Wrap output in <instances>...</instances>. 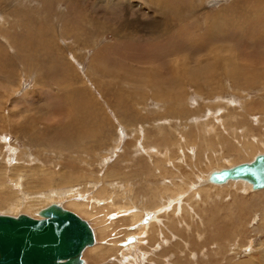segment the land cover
Instances as JSON below:
<instances>
[{"label": "rangeland", "instance_id": "374dc122", "mask_svg": "<svg viewBox=\"0 0 264 264\" xmlns=\"http://www.w3.org/2000/svg\"><path fill=\"white\" fill-rule=\"evenodd\" d=\"M226 1L0 0V113L5 119L4 125L0 122V187L5 184L0 192V214L16 216L51 202L68 203V209L76 211L94 228L97 245L103 248L108 245L109 253L103 259L86 250L85 264H128L129 256L134 258L133 264H159L157 258L165 256L167 262L163 264H179L178 260L181 264H264L261 257L264 232L253 231L260 228L264 188L251 192L236 185V190L241 191L237 193L235 188L224 187L225 193L221 197L213 194L212 199H207L210 191L198 188L202 198H206L204 202L198 192L190 195L194 189L191 186L187 200L186 192L175 185L176 178L184 179L180 172L188 170L187 167L192 171L189 178L192 185L200 177L198 168L200 172L230 167L264 153V98L256 97L257 92L264 93V78L256 75L264 77V30H242V7L225 6ZM219 41H228L233 46H224ZM175 56L183 58L175 61ZM192 64L199 72L191 69ZM29 70L31 75L26 74ZM259 81L261 84L255 85ZM239 90L252 98L245 102L244 111L245 97L229 104L227 99L231 98L224 97L232 92L238 96ZM25 91L30 99H19ZM155 96L163 99L162 110L158 105L155 107L158 111L152 109L157 102ZM194 109L201 110L203 121H199L198 114L197 124L183 129L184 121L188 125ZM18 112L23 115L12 116ZM253 114L261 117V121L256 120L260 123H254ZM220 116L225 127L218 123ZM165 118L171 119L167 125ZM157 119L163 120V129H168H164L163 139L153 125ZM235 123L239 125L237 134ZM210 125H215L219 132L213 134L215 131L208 129ZM196 126L202 129L199 134L203 137L191 144L192 165L186 162L184 165L183 151L179 154L173 145L178 135L174 129L178 127L181 133L193 135ZM211 134L212 143H205ZM231 134L237 139H229ZM144 136L148 137L142 141ZM250 139H261L260 148L242 154L240 145ZM155 142L163 147L158 149ZM164 144L170 150L167 156ZM11 149L16 152L8 151ZM19 155L23 158L28 155L29 161L37 160L28 162ZM209 157L215 162L201 169L199 160L209 161ZM170 158L179 160L173 162ZM171 183L174 186H168ZM229 190L234 191L230 197ZM163 192L172 196L164 198V208L177 204L180 216L178 208L186 205L187 209L189 205L192 212L185 209L181 216L189 212L193 217L184 222L181 218L169 222L167 227L179 221L181 225L168 229L170 236L164 237L170 240L154 249L141 235L154 233L156 223L151 224L148 232L142 230L140 236H135L138 241L133 247L139 248L137 253L123 251L118 245L119 259H115L117 253L110 246L118 244L114 241L116 233L130 223L120 227L115 223L102 232L105 222L100 219L106 218L105 209L94 211L97 216L94 212L87 216L69 206L71 200L92 208L120 193V199L118 196L114 202H122V207H130L133 212L141 206L139 199L144 201L146 197L153 205L155 196ZM127 219L133 224L137 218ZM226 224L228 229L223 235L234 233L229 239L219 234ZM217 233L218 243L214 240ZM249 250L253 252L247 254ZM248 256H253V260H247Z\"/></svg>", "mask_w": 264, "mask_h": 264}, {"label": "bare ground", "instance_id": "6f19581e", "mask_svg": "<svg viewBox=\"0 0 264 264\" xmlns=\"http://www.w3.org/2000/svg\"><path fill=\"white\" fill-rule=\"evenodd\" d=\"M37 1V0H36ZM106 1H108V0H106ZM104 4V3H103ZM65 10V9H64ZM61 15V14H60ZM63 15V14H62ZM62 17V16H61ZM65 18V17H64ZM89 20H90V18H89ZM119 29H121V28H119ZM113 30V29H112ZM113 32V31H112ZM124 33V32H123ZM122 33V34H123ZM115 34V33H114ZM129 37V36H128ZM66 38V37H65ZM5 39V38H4ZM65 40V39H64ZM198 42V41H197ZM106 45V44H105ZM8 47H9V45H8ZM128 47V46H127ZM10 49V48H9ZM95 49V48H94ZM215 49V48H214ZM100 50V49H99ZM221 51V50H220ZM68 52V51H67ZM183 54V53H182ZM181 54V55H182ZM194 54V53H193ZM198 53H196V55H197ZM185 55H186V53H185ZM95 56V55H94ZM187 56V55H186ZM193 56V55H192ZM201 56V55H200ZM139 57V56H138ZM183 57H176L175 56V58H173L175 61H177L178 59H182ZM219 58V57H218ZM193 59H194V57H193ZM180 60H178V61H180ZM236 61H238V59L236 58L235 59ZM202 61V60H201ZM200 62V61H199ZM193 63V62H192ZM202 63V62H201ZM188 64V63H187ZM182 65V64H181ZM203 65V63L201 64V66ZM145 66V65H144ZM144 66H142L143 68H144ZM185 66V65H184ZM201 66H200V68H201ZM226 66H227V68L229 69V64H226ZM256 66V65H255ZM34 67V66H33ZM135 68V67H134ZM138 68V67H137ZM160 68V67H159ZM254 68V67H253ZM27 69V68H26ZM35 69V68H34ZM139 69V68H138ZM191 69H193V70H197L198 69V72H199V68L197 67H194L193 66V64H192V67H191ZM202 69H204V68H202ZM37 70V69H36ZM147 70V69H146ZM133 71H134V69H133ZM150 71H152V70H150ZM162 71V70H161ZM173 71H175V70H173ZM223 71V70H222ZM264 71V70H263ZM28 72V71H27ZM29 72H30V70H29ZM197 72V71H196ZM173 73V72H172ZM26 74H28V75H31V72L30 73H26ZM170 74V73H169ZM190 74V73H189ZM141 75V74H140ZM192 75H194V74H192ZM258 77H259V79L260 78H264V77H261L260 75H258V74H256ZM153 76V75H152ZM164 77V76H163ZM220 77H222V76H220ZM178 78V77H177ZM189 78V77H188ZM194 78H196V77H194ZM228 78V77H227ZM160 80V79H159ZM170 82V81H169ZM261 82L262 81H259L258 83H256L255 85H260L261 84ZM264 82V81H263ZM37 83V82H36ZM194 83V82H193ZM214 83V82H213ZM212 83V84H213ZM169 84V83H168ZM173 84V83H172ZM38 85V84H37ZM194 85V84H193ZM222 88V87H221ZM263 90H264V88H263ZM194 91V90H193ZM213 91V90H212ZM234 91V90H233ZM224 92V91H223ZM230 92V91H229ZM46 93H49V94H52V92H49V91H46ZM225 93V92H224ZM231 93V92H230ZM199 94V93H198ZM217 95H219V94H221V92L220 93H216ZM238 96L236 95V93L235 92H232V94H231V96L230 95H225L224 97H226V96H228V97H230L231 99H227L228 100V103L227 104H229L230 102H237V100L240 98V97H245V100L242 102V100H241V102L243 103V111L244 110H246V104H247V102H248V100L250 99V100H252V98L251 97H249L248 96V94H246V92L244 91H240L239 90V92H238ZM54 95V94H53ZM172 95V94H171ZM174 95V94H173ZM234 96V97H233ZM143 97V96H142ZM257 98L258 97H262V98H264V93H263V91L262 92H257V96H256ZM210 98V97H209ZM16 99V98H15ZM19 99H30V94L27 92V91H25L24 92V94H23V96L22 97H19ZM155 99H156V96H155ZM157 100V102H156V104H154V106L152 107V109H154V110H157L158 108H161V110H162V107H163V105H164V101H162L163 99H161V100H159V99H156ZM180 100V99H179ZM16 101V100H15ZM22 101H24V100H22ZM255 101V100H254ZM149 102V101H148ZM178 102V101H177ZM207 102H208V100H207ZM218 102H220V103H222L221 102V99H219L218 100ZM245 102H246V104H245ZM173 103V102H172ZM210 103V102H209ZM209 103H208V106H209ZM240 103V102H239ZM169 104V103H168ZM238 104V103H237ZM142 105V104H141ZM159 106L157 109L155 108L156 106ZM187 105H189V104H187ZM222 105L223 106H225V107H227L226 105H224V103H222ZM221 105V106H222ZM170 106V105H169ZM190 106V105H189ZM195 106V105H194ZM214 106V105H213ZM212 106V107H213ZM220 106V107H221ZM238 106V105H237ZM240 106V105H239ZM142 107V106H141ZM167 107V106H166ZM205 107V106H204ZM229 107V106H228ZM232 107V106H231ZM233 107H235V106H233ZM178 108V107H177ZM191 108V107H190ZM186 109V108H185ZM198 109V108H197ZM197 109H194V113H192L191 112V116L189 117L190 119L188 120V125L186 124L187 122L186 121H184V124H183V126L181 125V124H178V125H181L182 126V128L183 129H189V127L190 126H192V127H194V125L193 124H197L196 123V121L198 120V119H196L195 118V116L196 115H198V114H200V112H201V110L199 111V110H197ZM216 109V111H218V113L220 112V109H217V108H215ZM240 109V108H239ZM159 110V109H158ZM157 110V111H158ZM169 109H167V111H168ZM177 110V109H176ZM184 110V109H183ZM208 110V109H207ZM209 110H213L212 108H209ZM249 110V109H248ZM222 111V110H221ZM185 113V112H184ZM187 113H189V112H187ZM208 113V112H207ZM218 113H216V114H218ZM167 114V113H166ZM177 114V113H176ZM209 114V113H208ZM216 114L214 115V118L215 119H218V117L216 116ZM219 114H221V113H219ZM218 114V115H219ZM226 114V113H225ZM255 114V113H254ZM253 114V115H254ZM23 114L21 113V112H18V113H13V117H20V116H22ZM46 115H48V114H46ZM159 115V114H158ZM163 115V114H162ZM168 115V114H167ZM201 115V117L199 118V121L201 122V121H203V118H202V114H200ZM154 116V115H153ZM152 116V117H153ZM170 116V115H169ZM235 116V115H234ZM161 117V116H160ZM167 117V116H166ZM260 117V116H259ZM26 118V117H25ZM24 118V119H25ZM45 118V117H44ZM179 118V117H178ZM185 118V117H184ZM252 118H255L254 119V123H257V122H259L260 123V121H261V117L260 118H258L256 115H254V117H252ZM7 119V118H6ZM16 119V118H15ZM53 119H54V117H53ZM214 119V120H215ZM251 119V118H250ZM260 119V121H256V120H259ZM5 119H4V117H3V115H2V113H0V122L2 123V125H4L3 124V121H4ZM49 120H50V118H49ZM163 120H165L166 122H165V124L166 123H168L169 124V122H171V121H169V120H171L170 118H165V119H163ZM163 120H161V121H159L158 119L155 121V124H153L155 127H156V129L158 128V132H159V137H161V139H163V137L161 136V135H163V132H165V130L164 129H166V128H164L163 129V126H164V124H163ZM193 122H192V121ZM196 120V121H195ZM235 120V119H234ZM233 120V121H234ZM53 121V120H52ZM179 120L177 119V121H176V123L178 122ZM216 121V120H215ZM219 121V120H218ZM217 121V122H218ZM223 121H224V118H223V116H220V121L218 122V123H220L221 124V126H223V127H225V125H224V123H223ZM17 122H18V118H17ZM125 122V121H124ZM181 123V122H180ZM204 124H206L207 125V123L206 122H204ZM258 124V123H257ZM126 125V124H125ZM167 125V124H166ZM187 125V126H186ZM231 125V124H230ZM234 125V124H233ZM244 125V124H243ZM242 126V125H241ZM244 126H246V125H244ZM129 127V126H128ZM154 127V128H155ZM191 127V128H192ZM148 128V127H147ZM171 128V127H170ZM169 128V129H170ZM178 127H176L174 130H175V132H176V139L173 141V145L175 146V147H177L176 149H178V152H179V154H181L182 153V151H183V154L184 155H182V158L184 159V161H181L182 163H184V162H186V163H189V164H191L192 165V163H190L191 162V158H193V157H191V154H193V152H192V146L193 145H191L193 142H197V140L198 141H200V139L202 140V134H201V136H200V131H202V129L200 128V129H197V126L194 128V134L193 135H189V134H184V133H181V131L180 130H178V129H180V128H178ZM191 128H190V130H191ZM222 128V127H221ZM237 128H239V125H238V127H237V125H236V123H235V133H236V131H237ZM241 128H243V127H241ZM245 128V127H244ZM182 129V130H183ZM211 132H213V131H215L213 134H215V133H218L219 132V129H216V126L215 125H210L209 126V128H208ZM207 129V130H208ZM166 130H168V129H166ZM232 131V130H231ZM242 131V130H241ZM243 131H244V129H243ZM247 131V130H246ZM187 132V131H186ZM191 132V131H190ZM207 132V131H206ZM205 132V133H206ZM227 132H228V130H227ZM166 133V132H165ZM167 133H168V131H167ZM243 133V132H242ZM132 134V133H131ZM237 134V133H236ZM241 134V133H240ZM244 134L246 135L247 133H245L244 132ZM252 135V134H251ZM153 136H155V135H153ZM235 136V134H231V135H229L228 137H229V139H231L232 141H234V139H233V137ZM134 137V136H133ZM148 136H144V140H142V141H145V139L147 138ZM174 137V136H173ZM209 137V136H208ZM212 134L210 135V139H205L204 141H205V143H207V142H211L212 141ZM153 138H155V137H153ZM240 138H241V136H240ZM242 138H243V136H242ZM240 139V140H244V139ZM260 138V137H259ZM173 139V138H172ZM237 139V138H236ZM235 139V140H236ZM247 139V138H246ZM264 139V138H263ZM260 140L261 139H258V140H249V141H247V142H243L244 144H243V146L242 145H240V144H237V145H240V147H242V149H240V152H242V154H245V153H248V152H250V151H253V150H255V149H259L260 148V144L261 143H259L260 142ZM141 141V142H142ZM172 141V140H171ZM214 141V140H213ZM140 142V143H141ZM165 143V142H164ZM185 143V145L183 146V144ZM212 143V142H211ZM231 143H233V142H231ZM234 143H236V142H234ZM172 144V143H171ZM154 145L158 148V149H160V147L162 148L163 146H159L158 144H156V142L154 143ZM194 145H196V144H194ZM211 145H213V144H211ZM221 145V144H220ZM149 147V146H148ZM197 147V146H196ZM216 147V146H215ZM235 147H236V145H235ZM239 147V146H238ZM237 147V148H238ZM239 147V148H240ZM15 148V147H14ZM145 148H147V147H145ZM164 148L166 149V150H168L167 149V146H166V144H164ZM195 148V147H194ZM207 148H210V146H208ZM10 149V148H9ZM149 149H151V148H149ZM148 149V150H149ZM198 149H199V147H198ZM201 149V148H200ZM200 149H199V151H200ZM211 149V148H210ZM152 150V149H151ZM244 150H247V152H245ZM8 151H11V152H16V151H14V150H8ZM194 151H195V149H194ZM226 151V150H225ZM160 152V151H159ZM167 152V151H166ZM143 153V152H142ZM155 153V152H154ZM170 153V150H168V152L167 153H165V155L164 156H167L168 154ZM206 153V152H205ZM208 153V152H207ZM223 153V152H222ZM226 153V152H225ZM138 154V153H137ZM156 154H158V153H156ZM178 154V153H177ZM176 154V155H177ZM178 154V155H179ZM209 156H211V154L212 153H210V151H209ZM224 154V153H223ZM258 154H264V153H258ZM258 154H252L251 153V155H253L252 156V158L249 160V161H245V162H241V163H248V162H250V161H252ZM23 155H25V154H23ZM155 155V154H154ZM248 155V154H247ZM20 156V155H19ZM149 156V155H148ZM156 156V155H155ZM158 156V155H157ZM156 156V157H157ZM250 157V156H249ZM19 158H22L23 160H27L28 162H34L35 160H37V158L33 161V160H31V161H29V158H31V157H28V155H26V156H24V158H23V156L21 155ZM210 159H209V161L206 159V161H200L199 160V167L202 169L203 168V166H205V165H207V166H205V168H207V167H209V165H210V163H214L215 162V160H214V158L213 157H209ZM174 160L173 162H175V160H179V159H175V158H170V160ZM196 159V158H195ZM152 160V159H151ZM39 161V160H38ZM154 161V160H153ZM234 161V160H233ZM14 162V161H13ZM179 162V161H178ZM1 163V162H0ZM177 163V162H176ZM219 163V162H218ZM241 163H237V164H234L233 166H235V165H238V164H241ZM153 164V163H152ZM160 163H157V165L158 166H160L159 165ZM189 164H187V165H189ZM197 164V163H196ZM1 165V164H0ZM184 165H185V163H184ZM4 166V165H3ZM39 166V165H38ZM190 166V165H189ZM194 166V165H193ZM193 166H191L192 167V169L191 170H193ZM233 166H230V167H228L227 165L225 166V167H221V168H216V169H211V170H208V171H206V169L205 170H201L200 172H198L199 171V168H198V171H197V173H200L199 175H200V177L198 178V180L196 181L195 179H194V181H196L195 183H193L192 185H191V183L192 182H190L191 180L189 179L190 177H191V172L189 171V169L190 168H188L187 167V169L188 170H185L184 172H180V177H183L184 179H182V178H176L177 180H178V183H177V180L176 179H172L173 181H176V183L177 184H175L181 191H183V192H186L184 195H187L188 194V190H189V187L191 186V188H194L193 190H192V194H190V195H195V193L194 192H198L199 194H198V196H201V198H202V196H203V194H202V192L201 191H199L198 190V188H203V189H205V190H207V191H210V196H207V195H205L204 194V197L205 196H207V199H212L213 198V194H215L216 196H220L221 197V195L223 194V193H225V190H223L224 189V187H232V189H234L235 188V190H236V188H238V187H236V185H240L242 188H244V189H247L248 191H261L263 188H264V186L262 187V188H253V186H252V183L250 182V180H247V179H245V178H235V179H228V180H226V181H224V182H215L212 178H211V174L213 173V172H217V171H219V170H221V169H226V168H231V167H233ZM154 167V166H153ZM156 167V166H155ZM177 167H178V165H177ZM195 167V166H194ZM1 168V167H0ZM196 168H197V166H196ZM159 169V168H158ZM158 169H156V171L158 170ZM31 170H33V169H31ZM155 170V169H154ZM162 170V169H161ZM182 173V174H181ZM196 175V174H195ZM162 184H163V182H162ZM225 184V185H224ZM155 185V184H154ZM165 185V184H164ZM174 186V184H168V186ZM4 186H5V184H2L1 185V187H0V192H1V190L4 188ZM233 186H235V187H233ZM219 187H223L222 189L221 188H219ZM241 188V189H242ZM213 189V190H212ZM243 190V189H242ZM170 190H167V192H169ZM227 191V190H226ZM245 190H243V192H244ZM121 192V191H120ZM235 192H237V193H241V191L239 190V189H237ZM190 193V192H189ZM228 193H229V197H230V194H233L234 193V191L233 190H229L228 191ZM56 194V193H55ZM120 194V193H119ZM118 193H116V195L114 196V199L112 200V199H108V197H107V199H104V200H102L101 201V203H98L97 205H93L92 206V208L89 206V204H86V203H84V202H75V201H69V206H71V207H73L72 209H75V210H78V211H80L81 213H83V214H85V215H87V216H90L91 214H93V212L94 211H96V210H102V211H104V209L106 210V218H101L100 220H102L101 222H105V223H103V225H105V227H102V232H104V231H106L107 230V228H110V225H111V227H112V225L114 226V224L116 223H118V226L120 227L123 223H126V224H128V223H130L129 225H127L126 226V228L124 229H122V228H120L119 230H118V232L116 233V236H117V238L114 240L116 243H118V244H116V245H111L110 246V248H113L114 250H115V252H114V254L115 253H117L116 254V257H115V259H119V255H118V252L120 251L119 250V247H118V245L120 246V248L122 247L123 249V251H129V253L131 252V254H134V253H137V252H135L136 250H138V249H136L135 247H133L134 246V244L136 243V241H138V240H136V235L138 234L139 235V232L140 231H142V230H145L146 232H148L149 230H148V227H150V225L151 224H153V223H156V225H155V231H154V233H152V234H144V233H142L141 235H143V236H145L146 237V239L147 240H149V243H151L152 244V248L154 249V247H156V246H158V245H165V243L167 242V241H169L170 240V238H168V239H166V237H164L165 235L167 236L168 235V229H170V228H175V226H177V225H181V222L179 221V222H173V224L172 225H170V226H166L169 222H172L173 220H178L177 218H181V220H183V222H184V220H188L187 218H192L193 217V215L191 214V213H189V212H185V215H182L181 216V214H184V211H186L187 209L190 211V212H192V209H191V207H189V205H188V208L186 209V205H182L181 207H179L178 208V212H179V215L180 216H178L177 215V204H175V206H171L170 207V209H168V208H164L163 207V205H164V198H172V196L170 195V194H167L166 192H163L162 194H159L158 193V195H156L155 193H153V196H155V201H156V203L155 204H151V203H148V201H146L147 200V198L146 197H144L145 199H144V201L142 200V199H139V203L141 204V206L139 205L138 206V208H134V205H133V212H132V210H130L129 208L130 207H122L121 206V204H122V202H118V203H116V202H114V200H115V198H117L118 196H119V199H120V195H119ZM208 194V193H207ZM35 195H39V194H35ZM135 195V194H134ZM133 195V196H134ZM189 195V194H188ZM188 195L186 196V198H187V200H190V198H188ZM235 196V195H234ZM237 196V195H236ZM28 197V196H27ZM31 197V196H30ZM37 197V196H36ZM35 197V199L37 200V198ZM39 197H40V195H39ZM190 197V196H189ZM192 197H194V196H192ZM34 198V197H33ZM33 198H31V199H33ZM124 198V197H123ZM200 198V199H201ZM224 198H226V197H224ZM126 199V198H125ZM176 199V198H175ZM199 199V200H200ZM203 199V201L204 202H206V198L204 199V198H202ZM30 200V199H29ZM124 200V199H123ZM122 200V201H123ZM171 200H173V199H171ZM177 200V199H176ZM215 200V199H214ZM33 201H35V200H33ZM120 201V200H119ZM193 201V200H192ZM198 201V200H197ZM208 201V200H207ZM172 202H174V201H172ZM183 202H184V199H183ZM186 202V201H185ZM196 202V201H195ZM203 202V203H204ZM212 202H214L213 200H212ZM127 203H129V202H127ZM198 203V202H197ZM94 204H96V202H94ZM130 205H131V203H129ZM50 205H56V206H59V207H61V208H63V209H65V210H69V211H71L70 209H68V207H66L67 205H68V203H62V202H60V201H55V202H51V203H48L47 205H45V206H43V207H38L37 209H35V210H32L30 213H28V214H26V213H20V214H26V215H28V216H30V217H32V218H35V219H40V218H42V215H41V211L44 209V208H46V207H48V206H50ZM99 205V206H98ZM191 205V204H190ZM198 205V204H197ZM169 205H167V207H168ZM195 206V205H194ZM137 207V206H136ZM167 209V210H166ZM186 209V210H185ZM135 210V211H134ZM161 210V211H160ZM74 210H72L71 212H73ZM217 211V210H216ZM76 211H74L73 213H75ZM112 212H114V213H112ZM212 212H213V209H212ZM95 214H96V212H94ZM110 213H112V215H109ZM126 213H129L128 215H126ZM20 214H18V215H16V216H12V215H7V214H0V215H7V216H11V217H17V216H19ZM76 215H78L77 213H75ZM215 214V213H214ZM79 216V215H78ZM96 216H97V214H96ZM192 216V217H191ZM216 215H212L211 217H215ZM79 217H81V216H79ZM93 217V216H92ZM82 218V217H81ZM127 218H137L136 219V221L133 223V224H131V220H129V219H127ZM172 218H174V219H172ZM195 218V217H194ZM228 218H229V216H228ZM83 219V218H82ZM212 219V218H211ZM214 219H217V218H214ZM255 219L256 218H253V221H255ZM83 220H85L87 223H88V225L90 226V228H91V230H92V233H93V243L92 244H89V245H86L82 250H81V253H80V264H85L84 263V258H83V254H84V252L86 251V250H91L92 252H95V256H97L98 258H101V259H103V257H104V255H107L108 253H109V251H108V245H106L107 247H102L101 245H97V240H96V237H95V232H94V228H92V226L90 225V223L86 220V219H83ZM228 220H230L231 221V219H228ZM227 220V221H228ZM257 220V219H256ZM128 222V223H127ZM213 222V221H212ZM230 224H232V221L231 222H229ZM248 223H249V221L247 222V225H248ZM251 223H252V221H251ZM250 223V224H251ZM115 224V225H116ZM255 226H257V225H254L253 227H255ZM260 228H254V232L256 231V230H259L260 231V229H261V231L262 232H264V212H263V214H262V218H259V225H258ZM123 227V226H122ZM220 228H221V226H219ZM218 229V228H217ZM226 229H228L227 228V224H226V226L225 227H222L221 229H219L220 231H219V234L220 233H222V235H223V233H224V231L226 230ZM99 230V229H98ZM122 230V231H121ZM170 231H172V230H170ZM175 231V230H174ZM232 231V230H231ZM100 232V231H99ZM98 232V233H99ZM233 232V231H232ZM232 232H229V234H225V235H223V237L224 238H226V239H229V237H231V236H234V233H232ZM227 233H228V230H227ZM174 234V233H173ZM172 234V235H173ZM218 234V233H217ZM219 234L217 235V238L216 239H214V240H216L215 242H217V239H218V237H219ZM105 235V234H104ZM123 235V237L122 238H124L125 240L122 242L121 241V236ZM99 236V235H98ZM140 236V235H139ZM168 236H170V235H168ZM102 237V236H101ZM138 237V236H137ZM238 237V236H237ZM144 238V237H143ZM220 238V237H219ZM140 240H141V238H140ZM231 240V239H230ZM237 240V239H236ZM132 241V243H128V242H131ZM141 241H139V242H137V243H140ZM146 243H147V241H145ZM240 242V239L238 240V243ZM99 243H101V242H99ZM218 243V242H217ZM104 244V243H103ZM111 244V243H110ZM97 245V246H96ZM141 245V247L143 246L142 244H140ZM140 245H139V247H140ZM178 245V244H177ZM94 246V247H93ZM240 246V245H239ZM239 246H238V250H241V247L239 248ZM261 246V245H260ZM176 248V247H175ZM249 248V247H248ZM97 249H100L99 251H96ZM141 249V248H140ZM143 249V248H142ZM141 249V250H142ZM151 249V248H150ZM113 250V251H114ZM230 250V249H229ZM237 250V249H236ZM237 250V251H238ZM256 250V249H255ZM100 251H104V253H102V254H100ZM172 251V248L170 247L169 248V252H171ZM196 251H198V250H196ZM203 251V250H202ZM202 251H200V255L202 254ZM132 252H134V253H132ZM227 252V251H226ZM232 252V251H231ZM245 252V251H244ZM247 252V251H246ZM251 252H253V251H248L247 252V254H249V253H251ZM124 253H126V252H124ZM141 253V252H140ZM143 253V252H142ZM179 254L181 253V252H178ZM197 253V252H196ZM228 253V252H227ZM234 253V252H233ZM256 253V252H255ZM258 253V252H257ZM139 254V253H138ZM164 254V253H163ZM162 254V255H163ZM229 254V253H228ZM207 255V254H206ZM125 256H129V255H125ZM141 256H143V255H141ZM164 256V255H163ZM166 257V256H165ZM165 257H162V258H157V262L159 263V264H163L164 262L166 263L167 262V259L165 258ZM253 256H248V259L247 260H249V261H252L253 260V258H252ZM261 257L263 258L264 256L263 255H261ZM261 257H259V258H261ZM125 258V257H124ZM145 258V257H144ZM129 259L130 260H127L126 262L128 263V264H133L134 262H133V260H134V258H132V257H130L129 256ZM100 260V259H99ZM246 260V261H247ZM113 261V260H112ZM112 261H110V262H112ZM116 261V260H115ZM260 261H261V259H260ZM133 262V263H132ZM261 262H263V261H261ZM116 263H118V262H116ZM177 263H179V264H181L182 262L180 261V260H178L177 261ZM252 263V262H251ZM120 264V263H119ZM142 264V263H141ZM184 264V263H183ZM238 264V263H237Z\"/></svg>", "mask_w": 264, "mask_h": 264}, {"label": "water", "instance_id": "95a60500", "mask_svg": "<svg viewBox=\"0 0 264 264\" xmlns=\"http://www.w3.org/2000/svg\"><path fill=\"white\" fill-rule=\"evenodd\" d=\"M211 178L215 182L245 178L253 188H262L264 154L213 172ZM41 215L40 219L0 215V264H80L81 250L93 243L88 223L56 205L44 208Z\"/></svg>", "mask_w": 264, "mask_h": 264}, {"label": "crops", "instance_id": "0c3cea01", "mask_svg": "<svg viewBox=\"0 0 264 264\" xmlns=\"http://www.w3.org/2000/svg\"><path fill=\"white\" fill-rule=\"evenodd\" d=\"M227 4L242 7V11L240 13V15L243 16L242 30L246 32L251 30H264V0H228L226 1L225 6ZM260 24L262 25L257 27ZM220 43L228 47L233 46V44L228 41ZM260 53H262V51Z\"/></svg>", "mask_w": 264, "mask_h": 264}]
</instances>
